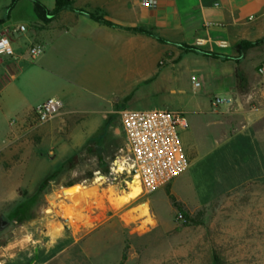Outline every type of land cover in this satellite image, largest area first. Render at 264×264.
Listing matches in <instances>:
<instances>
[{
  "label": "rangeland",
  "instance_id": "obj_1",
  "mask_svg": "<svg viewBox=\"0 0 264 264\" xmlns=\"http://www.w3.org/2000/svg\"><path fill=\"white\" fill-rule=\"evenodd\" d=\"M12 2L0 0V19L10 16ZM12 15L15 26L31 27L26 1ZM29 32L11 35L14 57L0 56V216L8 222L0 231V264H212L214 255L225 264H264V183L236 189L233 186L241 173L214 170L216 128L200 127L205 146L198 162L172 184L152 195L140 194L131 203L121 199L131 189L109 186L95 175L99 170L108 172L110 163L126 148L120 119L125 108L102 117L93 111L101 109L100 103L89 101L82 113L61 112L43 124L24 120L29 107L44 101L51 88L39 77V58L33 60L29 53ZM185 93L196 96L194 91ZM189 98L186 94L169 96L159 100L157 108L185 111ZM132 109L147 108L136 105ZM186 117L190 131L192 115L186 112ZM71 183L77 185L65 189L63 195V187ZM81 185L96 192L74 212L69 196ZM171 195L180 203L183 197L214 200L202 208L182 203L193 217L202 211L201 224L194 225L177 221L179 211ZM140 202L148 204L134 208ZM109 208L125 214L120 242L100 232L95 242L97 258L89 257L84 241L102 230L106 218L88 214H107ZM154 214L171 228L164 229Z\"/></svg>",
  "mask_w": 264,
  "mask_h": 264
},
{
  "label": "crops",
  "instance_id": "obj_2",
  "mask_svg": "<svg viewBox=\"0 0 264 264\" xmlns=\"http://www.w3.org/2000/svg\"><path fill=\"white\" fill-rule=\"evenodd\" d=\"M25 1L31 27L21 25L30 31L26 37L30 47L43 48L37 69L39 77L51 86L41 103L57 98L67 115L87 111L82 106L89 101L100 103L101 109L93 111L103 117L115 108L138 110L132 109L136 105L156 110L161 99L189 95L185 111L159 110L192 115V128L183 132L190 166L200 160L205 146L200 127H214L218 130L213 136L214 170L241 173L233 186L236 189L264 183V75L259 73L264 67V44L242 55L237 51L240 43L264 39V0H169L154 10L142 7L139 0H71V9L48 16L47 20L36 15L31 0H19L10 16L0 19V36L16 27L13 10ZM37 1L50 12L57 7V0ZM199 40H203L202 45ZM238 69L243 76L241 87ZM194 77L201 82V93L196 94ZM187 91H194L196 96ZM217 96L231 99L232 104L214 107ZM33 108L29 107L28 112ZM222 176L221 180H225L227 173ZM76 185H65L61 192ZM85 188L91 189L89 198L94 197L96 189ZM213 200L201 202L183 197L181 202L187 207L202 208ZM109 209L107 214H88L106 218L102 230L94 231L84 241L89 257L97 258L95 242L100 232L107 233L111 241L117 239L112 242H120L125 214ZM154 216L164 229L171 228L157 214Z\"/></svg>",
  "mask_w": 264,
  "mask_h": 264
},
{
  "label": "built area",
  "instance_id": "obj_3",
  "mask_svg": "<svg viewBox=\"0 0 264 264\" xmlns=\"http://www.w3.org/2000/svg\"><path fill=\"white\" fill-rule=\"evenodd\" d=\"M169 0H139L142 7L154 10L159 4ZM26 25L9 29V33L0 36V56L14 57L12 47L13 33H25ZM199 45L203 40L198 41ZM222 46L225 43H221ZM40 46H31L29 53L35 60L43 54ZM264 75V67L259 69ZM195 89L201 87V82L194 77ZM231 99L214 97V107L231 105ZM64 104L57 98H50L33 108L25 117L47 123L61 114ZM122 130L126 138V148L123 153L110 163L108 172L101 170L96 177L109 186L118 185L121 189H130L134 181L139 182L141 195H152L170 184L190 166V162L182 141V133L189 129L186 113L169 110H131L120 112ZM17 121L11 122V125ZM177 221L186 222L182 213H178Z\"/></svg>",
  "mask_w": 264,
  "mask_h": 264
},
{
  "label": "trees",
  "instance_id": "obj_4",
  "mask_svg": "<svg viewBox=\"0 0 264 264\" xmlns=\"http://www.w3.org/2000/svg\"><path fill=\"white\" fill-rule=\"evenodd\" d=\"M18 1L19 0H14L9 9H12ZM31 1L34 3V11H35L36 15L39 18H41L42 20H47L48 16H54L55 14H57L63 10H67V9L72 8L71 0H57V7H56L55 11H53V12L48 11L39 1H37V0H31ZM80 12L89 15L90 17H92L93 19H95L99 22L111 25L109 22L105 21L104 19L97 17L96 15H94L92 13H87L85 11H80ZM139 31H142V30H139ZM262 44H264V39L259 40L257 42H243L237 46V51H238V53H240V55H242L245 52H247L248 50L259 47ZM186 49L196 50L195 48H192V47H186ZM209 55H211L213 57L216 56L214 54H209ZM238 62H239V60H238ZM236 75H237V79H238V86L241 87V80L243 79V76L240 72V69L237 70ZM170 198H171L175 208L185 216L186 223H191L194 225L201 224L199 217L201 215H203L202 211L197 213V217H193L191 212L189 210H187L185 205L180 203L175 198V196L171 195ZM125 259H126V256L123 257V260H125ZM212 264H225V262L218 255H214L213 260H212Z\"/></svg>",
  "mask_w": 264,
  "mask_h": 264
},
{
  "label": "bare ground",
  "instance_id": "obj_5",
  "mask_svg": "<svg viewBox=\"0 0 264 264\" xmlns=\"http://www.w3.org/2000/svg\"><path fill=\"white\" fill-rule=\"evenodd\" d=\"M130 189L131 190L129 192H127L124 197L122 196L123 198L120 197L125 202H129L132 199H134L140 195L141 187L139 185V182L134 181V183L130 185ZM63 192L65 193V190ZM90 194H91V189H88L85 187H83V188L77 190L76 192L72 193V195L69 196V199L71 201L70 210L75 212L76 210L80 209L82 207L83 201L84 200L86 201V199L90 197Z\"/></svg>",
  "mask_w": 264,
  "mask_h": 264
},
{
  "label": "water",
  "instance_id": "obj_6",
  "mask_svg": "<svg viewBox=\"0 0 264 264\" xmlns=\"http://www.w3.org/2000/svg\"><path fill=\"white\" fill-rule=\"evenodd\" d=\"M63 195H65L64 192H62ZM3 216H0V231H3L7 226L8 222L2 220Z\"/></svg>",
  "mask_w": 264,
  "mask_h": 264
}]
</instances>
